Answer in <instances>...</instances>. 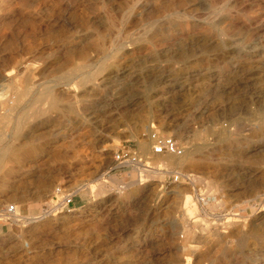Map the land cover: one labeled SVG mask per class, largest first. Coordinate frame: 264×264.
Returning a JSON list of instances; mask_svg holds the SVG:
<instances>
[{"label":"rangeland","instance_id":"rangeland-1","mask_svg":"<svg viewBox=\"0 0 264 264\" xmlns=\"http://www.w3.org/2000/svg\"><path fill=\"white\" fill-rule=\"evenodd\" d=\"M153 124L204 201L112 170ZM57 188L86 205L0 222V264H264V0H0V207Z\"/></svg>","mask_w":264,"mask_h":264},{"label":"built area","instance_id":"built-area-1","mask_svg":"<svg viewBox=\"0 0 264 264\" xmlns=\"http://www.w3.org/2000/svg\"><path fill=\"white\" fill-rule=\"evenodd\" d=\"M148 149L147 154L142 155L138 149H121L115 153V167L112 170L125 169L135 176L141 185L146 181L150 172H166L173 178L175 183H183L191 186L197 198L204 201L206 198V187L200 181V178L193 173H183L181 171H169L164 169H156L152 165L158 157H177L181 158L185 155L186 147L179 141L162 131L154 124L147 130L145 135ZM76 192L66 191L63 188H57L45 209L35 219L26 218L21 215L16 204H6L0 207V222L6 226L21 225L26 221H39L48 216H55L63 213H71L75 211L72 208Z\"/></svg>","mask_w":264,"mask_h":264},{"label":"crops","instance_id":"crops-1","mask_svg":"<svg viewBox=\"0 0 264 264\" xmlns=\"http://www.w3.org/2000/svg\"><path fill=\"white\" fill-rule=\"evenodd\" d=\"M81 196H83L82 199L85 200V202H81V200H79V195H78V196H76L75 199H74V203H73V205H72V208L77 209V208H81V207H83L84 205H86V203H87V197L84 196V195H81Z\"/></svg>","mask_w":264,"mask_h":264},{"label":"bare ground","instance_id":"bare-ground-1","mask_svg":"<svg viewBox=\"0 0 264 264\" xmlns=\"http://www.w3.org/2000/svg\"><path fill=\"white\" fill-rule=\"evenodd\" d=\"M78 68H79V67H78ZM75 70H76V69H75ZM82 70H83V68H82ZM82 70H81V71H82ZM75 72H76V71H75ZM75 72H74V73H75ZM68 73H69V72H68ZM78 73H79V72H78ZM66 76H68V75H66ZM8 77H9V76H8ZM100 80H101V79H100ZM100 80H99V81H100ZM107 80H109V79H107ZM104 81H105V80H104ZM101 82H102V81H101ZM103 84H104V82H103ZM95 86H96V85H95ZM44 89H45V88H44ZM51 91H52V90H51ZM42 93H43V92H42ZM49 93H50V92H49ZM47 94H48V93H47ZM48 96H49V95H48ZM37 113H38V112H37ZM4 119H5V118H4ZM151 174L160 175V173L157 172V171L150 172L149 175H151ZM82 188H83V189H86L87 187H82ZM93 191H94V190L91 189V194H92ZM89 193H90V191H89Z\"/></svg>","mask_w":264,"mask_h":264}]
</instances>
